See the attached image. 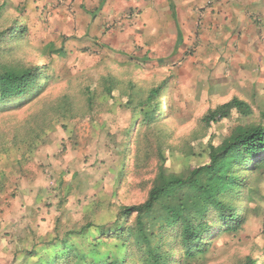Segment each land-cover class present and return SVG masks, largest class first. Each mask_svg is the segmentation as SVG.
I'll return each mask as SVG.
<instances>
[{"label":"rangeland","instance_id":"rangeland-1","mask_svg":"<svg viewBox=\"0 0 264 264\" xmlns=\"http://www.w3.org/2000/svg\"><path fill=\"white\" fill-rule=\"evenodd\" d=\"M66 8V0H0V32L12 29L15 22L27 28L20 43L0 42V62L48 67L53 76L31 101L0 110V264H15L16 250H30L40 239L51 240L83 226L96 202L105 207L95 212L105 223L114 220L120 207L145 202L162 151L168 174L188 175L205 161L198 154L207 142L203 118L210 110L235 98L253 110L245 120L234 111L224 121L217 144L237 126L263 122L264 81H252L259 77L251 64L230 65L232 55L223 46L228 33L220 39L221 33L199 29L191 37L185 34L186 43L177 41L174 31L169 37L161 30L136 35L129 29L134 22L150 27L162 20L127 14L98 19L105 23L99 34L97 29L81 34L76 23L64 25L60 19ZM214 44L219 45L216 51ZM153 90L159 91L153 104L159 103L160 119L136 128L122 153L132 113L121 106L142 101ZM87 91L95 97L93 112L87 109ZM67 97L74 118L66 126L57 122L48 127L36 150L28 153L29 134L52 118V109ZM107 131L117 134L114 140ZM124 154L128 158L121 163ZM251 163L243 175L259 193L250 204L237 203L242 206L238 213L248 208L244 227L213 239L205 264H245L249 257L264 264V170L249 172ZM111 204L113 209L107 211Z\"/></svg>","mask_w":264,"mask_h":264},{"label":"trees","instance_id":"trees-1","mask_svg":"<svg viewBox=\"0 0 264 264\" xmlns=\"http://www.w3.org/2000/svg\"><path fill=\"white\" fill-rule=\"evenodd\" d=\"M12 29L0 32V42L7 46L11 39L20 43L27 33L21 22L13 23ZM40 77H44L41 82ZM52 77L48 67L26 68L22 64L12 66L0 62V110L31 101L46 89ZM112 89L108 88L107 94L111 95ZM158 93L153 90L144 100H131L121 106L132 113L124 129L127 139L122 153L126 152L129 136L136 128L149 127L160 119L159 103L153 104ZM85 101L88 111L93 112L95 97L91 92H86ZM234 111L240 120L253 113L249 104L235 98L205 115L207 142L198 154L205 161L188 175L168 174L165 152H160L161 167L145 202L120 207L109 223L95 215L105 208L96 202L83 226H75L51 240L40 239L30 250H16L15 264H205L213 239L243 229L248 208L243 207L238 213L242 206L237 203L250 204L259 193L251 187L250 177L243 175L248 163L252 162L249 172L264 170V113L263 122L237 126L219 144L215 142L224 121L230 119ZM52 113V118L44 119L37 130L35 128L29 134L28 153L36 150L37 140L42 139L48 127L52 129L57 122H63L64 126L66 121L74 118L72 100L63 99ZM105 134L111 141L117 135L111 131ZM127 158L124 154L121 163ZM112 206L107 207V211H111ZM245 264H256V260L249 257Z\"/></svg>","mask_w":264,"mask_h":264},{"label":"crops","instance_id":"crops-1","mask_svg":"<svg viewBox=\"0 0 264 264\" xmlns=\"http://www.w3.org/2000/svg\"><path fill=\"white\" fill-rule=\"evenodd\" d=\"M66 5L67 8L60 11V19L64 25L76 23L81 34L93 29L99 34L105 29V23H98V19H117L127 14L136 19L162 20V24L155 22L150 27L149 23L145 26L143 22H134L129 28L132 33L147 34L150 30L153 34L161 30L169 37L174 31L181 43L185 34L191 37L192 32L199 29L200 32L221 33L220 39L226 32L224 42L228 43L223 46L232 55L228 59L230 65L233 62L239 66L251 64V68L257 67L259 77L252 81H264V0H220L213 5H209V0H66ZM239 36L242 42L238 41ZM218 46L214 44L213 50L216 51ZM222 61L226 63L227 58Z\"/></svg>","mask_w":264,"mask_h":264},{"label":"built area","instance_id":"built-area-1","mask_svg":"<svg viewBox=\"0 0 264 264\" xmlns=\"http://www.w3.org/2000/svg\"><path fill=\"white\" fill-rule=\"evenodd\" d=\"M220 0H209V5H212V4H216L218 3Z\"/></svg>","mask_w":264,"mask_h":264}]
</instances>
